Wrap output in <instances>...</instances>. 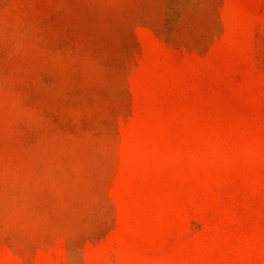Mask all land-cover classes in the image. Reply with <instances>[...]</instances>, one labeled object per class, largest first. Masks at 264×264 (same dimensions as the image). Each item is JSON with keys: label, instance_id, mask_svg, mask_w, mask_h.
<instances>
[{"label": "rangeland", "instance_id": "1", "mask_svg": "<svg viewBox=\"0 0 264 264\" xmlns=\"http://www.w3.org/2000/svg\"><path fill=\"white\" fill-rule=\"evenodd\" d=\"M0 264H264V0H0Z\"/></svg>", "mask_w": 264, "mask_h": 264}]
</instances>
